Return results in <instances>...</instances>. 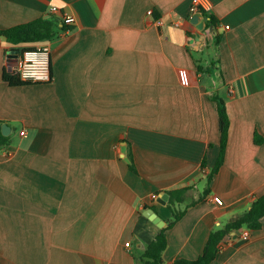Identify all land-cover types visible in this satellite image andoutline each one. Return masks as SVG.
Returning a JSON list of instances; mask_svg holds the SVG:
<instances>
[{
    "label": "crops",
    "instance_id": "obj_1",
    "mask_svg": "<svg viewBox=\"0 0 264 264\" xmlns=\"http://www.w3.org/2000/svg\"><path fill=\"white\" fill-rule=\"evenodd\" d=\"M191 1L0 0V29L55 25L48 82L8 85L16 46L0 35V264H144L160 227L143 210L166 225L168 192L182 188L162 257L195 259L264 193V0H202L190 14ZM211 95L229 128L207 184L219 150ZM237 230L210 264H264V216L248 239Z\"/></svg>",
    "mask_w": 264,
    "mask_h": 264
},
{
    "label": "trees",
    "instance_id": "obj_2",
    "mask_svg": "<svg viewBox=\"0 0 264 264\" xmlns=\"http://www.w3.org/2000/svg\"><path fill=\"white\" fill-rule=\"evenodd\" d=\"M200 11L202 12V9ZM206 27H211V29L214 31L217 29L218 24L214 16L210 14L208 15V18L206 19ZM54 34L55 25L53 20L43 17H38L30 21L18 23L0 29V35L3 36L7 42L16 46L14 51H19L20 49L31 47L35 43L48 41L54 36ZM218 38V33H215L214 42H216ZM2 79L11 86L29 83L22 82L15 71H3ZM211 98L216 102L217 106L219 150L215 164L213 165L208 176L207 184H209L212 175L218 171L223 162L229 128V117L225 108L224 100L217 95H211ZM1 124L2 121L0 120V148L7 145L10 141L9 135H4L2 133ZM254 138L255 141H259L257 130H255L254 132ZM131 169H133L132 166ZM207 189L208 186L205 191ZM185 191L186 188H182L178 190H171L168 192L169 198L167 206L171 210V218L166 220V225L159 228L152 240L145 247L141 256L144 264H165L162 257V253L166 247L165 230L171 227L183 215L187 205L184 208L180 209L176 207V203H179L181 201V195ZM262 216H264V193L254 198L250 208L239 214L238 217L229 225L224 228L211 231L205 242L202 252L197 258H177L169 264H210L219 249V244L228 239L231 231L237 230L239 228H259L261 225Z\"/></svg>",
    "mask_w": 264,
    "mask_h": 264
},
{
    "label": "built area",
    "instance_id": "obj_3",
    "mask_svg": "<svg viewBox=\"0 0 264 264\" xmlns=\"http://www.w3.org/2000/svg\"><path fill=\"white\" fill-rule=\"evenodd\" d=\"M202 5V0H192L189 7L190 14L200 12ZM50 11L57 12L58 9L56 6H51ZM148 13L150 14L151 10ZM74 20V17L70 14L62 15V21L65 24H72ZM15 72L22 82L40 83L50 81L52 75L50 69V45L48 41L16 51ZM212 199L217 205L223 204V200L219 196L214 195ZM239 236L243 240L248 239L249 228H242ZM128 244V242L125 243V245Z\"/></svg>",
    "mask_w": 264,
    "mask_h": 264
},
{
    "label": "water",
    "instance_id": "obj_4",
    "mask_svg": "<svg viewBox=\"0 0 264 264\" xmlns=\"http://www.w3.org/2000/svg\"><path fill=\"white\" fill-rule=\"evenodd\" d=\"M192 23L196 24L197 27L199 29L203 28V25L205 23L204 19L200 20V15L199 14H195L192 18H191ZM211 30V27L209 28ZM12 58L15 60L16 58V53L12 54ZM1 131L4 135H7L10 131L9 126L6 123H2L1 124ZM166 198V195L163 196V199ZM159 201L161 202L162 200L159 199ZM143 214L145 216H147L150 220H152L158 227H163L164 221L162 219H160L153 211L151 208H146L143 210ZM240 232V230L236 231V234H238Z\"/></svg>",
    "mask_w": 264,
    "mask_h": 264
},
{
    "label": "rangeland",
    "instance_id": "obj_5",
    "mask_svg": "<svg viewBox=\"0 0 264 264\" xmlns=\"http://www.w3.org/2000/svg\"><path fill=\"white\" fill-rule=\"evenodd\" d=\"M206 30H207V29H206ZM207 31H208V30H207ZM203 54L206 56V54H207L206 51H205ZM9 143H10V141H9ZM9 143H8V144H9Z\"/></svg>",
    "mask_w": 264,
    "mask_h": 264
}]
</instances>
